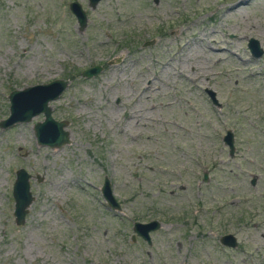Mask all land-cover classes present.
<instances>
[{
    "label": "rangeland",
    "instance_id": "obj_1",
    "mask_svg": "<svg viewBox=\"0 0 264 264\" xmlns=\"http://www.w3.org/2000/svg\"><path fill=\"white\" fill-rule=\"evenodd\" d=\"M54 79L67 143L36 144L42 114L0 128V264H264V0H0V120L11 90ZM17 168L33 198L21 226ZM149 220L147 243L132 223Z\"/></svg>",
    "mask_w": 264,
    "mask_h": 264
},
{
    "label": "water",
    "instance_id": "obj_2",
    "mask_svg": "<svg viewBox=\"0 0 264 264\" xmlns=\"http://www.w3.org/2000/svg\"><path fill=\"white\" fill-rule=\"evenodd\" d=\"M99 0H87L88 5L93 8ZM69 11L74 15L76 23L80 29L84 28L86 17L80 5L76 1L68 3ZM246 47L250 55L254 58L260 56L262 50L259 48L255 39L247 40ZM101 70L99 65L84 69L81 75L85 78L98 74ZM67 86V80L54 79L47 83H39L26 86L20 89H13L7 94L8 115L0 120V128L11 127L15 123L28 122L38 114H42V120L36 121L32 125L33 136L36 144L48 146L50 148L60 147L67 143L68 132L65 129L64 120H55L51 116L49 102L58 98ZM211 103L219 107V102L215 98V93L211 89H204ZM222 143L227 147L228 155L232 156L234 152L233 134L230 130H225L221 137ZM29 174L23 168H17L14 172V180L11 187V196L13 199L12 215L16 225H23L27 207L32 201L28 184ZM202 180H206V174L203 173ZM99 192L107 207L118 210L119 204L112 195L109 180L103 177L99 187ZM157 220L147 222L134 221L132 231L142 240L149 243V233L159 227ZM222 246L234 248L236 246L235 237L232 234H222L218 238ZM185 264V263H184Z\"/></svg>",
    "mask_w": 264,
    "mask_h": 264
},
{
    "label": "flooded vegetation",
    "instance_id": "obj_3",
    "mask_svg": "<svg viewBox=\"0 0 264 264\" xmlns=\"http://www.w3.org/2000/svg\"><path fill=\"white\" fill-rule=\"evenodd\" d=\"M226 233H229V234H232L234 237H235V240H236V246L234 247V248H230V247H226V246H224L225 248H229V249H237L238 248V241H237V239H236V236L233 234V233H231V232H224V233H222V234H226ZM221 234V235H222Z\"/></svg>",
    "mask_w": 264,
    "mask_h": 264
},
{
    "label": "bare ground",
    "instance_id": "obj_4",
    "mask_svg": "<svg viewBox=\"0 0 264 264\" xmlns=\"http://www.w3.org/2000/svg\"><path fill=\"white\" fill-rule=\"evenodd\" d=\"M187 61V60H186ZM189 62V61H188ZM187 64V63H186ZM188 68V67H187ZM183 69V68H182ZM168 70V69H167ZM188 71V70H187ZM177 74L178 75H180V76H182V77H186V79H188L189 77L188 76H186V74L185 73H183L181 70H178L177 71ZM193 75V74H192ZM256 76V75H255ZM191 79V78H190ZM191 83V82H190Z\"/></svg>",
    "mask_w": 264,
    "mask_h": 264
}]
</instances>
